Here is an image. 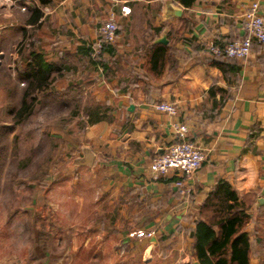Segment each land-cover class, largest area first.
Segmentation results:
<instances>
[{"label":"crops","instance_id":"1","mask_svg":"<svg viewBox=\"0 0 264 264\" xmlns=\"http://www.w3.org/2000/svg\"><path fill=\"white\" fill-rule=\"evenodd\" d=\"M251 1L195 0L184 7L175 0H50L43 6L37 52L62 74L38 93L72 100L83 133L75 157L81 146L96 156L94 138L100 145L96 207L104 227L118 228V243L138 244L129 228L155 229L149 254L162 243L163 255L200 264L191 232L202 201L222 179L245 203L248 264H264V43L253 41L245 58L217 57L209 49L245 34L241 16ZM111 10L116 42L92 59L86 47ZM162 35L167 41L157 42ZM158 101L174 103L177 113L155 109ZM173 118L205 152L187 194L174 186L171 172L154 179L149 170L176 139Z\"/></svg>","mask_w":264,"mask_h":264},{"label":"rangeland","instance_id":"2","mask_svg":"<svg viewBox=\"0 0 264 264\" xmlns=\"http://www.w3.org/2000/svg\"><path fill=\"white\" fill-rule=\"evenodd\" d=\"M30 2L0 0V25H5L0 29V77L7 81L11 76L12 82L10 98L0 83V264H182L163 255L162 243L157 252L145 250L155 229L129 228L128 236L140 240L129 247L117 242L118 228L103 226L95 190L102 171L98 158L104 153L94 138L93 165L72 163L83 143L82 119L72 114V100L36 91L28 116L15 120L6 111L18 105L26 84L17 78L18 50L26 55L41 45L37 25L25 22ZM44 20L48 24L50 16Z\"/></svg>","mask_w":264,"mask_h":264},{"label":"trees","instance_id":"3","mask_svg":"<svg viewBox=\"0 0 264 264\" xmlns=\"http://www.w3.org/2000/svg\"><path fill=\"white\" fill-rule=\"evenodd\" d=\"M28 4V15L25 22L36 26L43 14L42 7L49 4L50 0H31ZM184 7L190 6L195 0H175ZM216 43V42H215ZM226 42L220 44L224 45ZM109 44H106L103 49ZM161 44L155 45L160 49ZM88 52L90 47H86ZM18 50L20 59H17V78L26 84L20 93L18 105L6 108L15 120L28 116L36 101L35 92L49 89L55 76L60 71V66L46 60L37 50H29L26 55ZM227 57L224 54L215 55ZM21 64V67L19 65ZM55 73V75H53ZM5 80L0 77V83L6 86L7 98L11 96V76ZM10 82V83H8ZM73 115L74 112H72ZM4 128L0 126V131ZM201 216L195 223L191 232L193 238V255L200 264H248L249 243L248 236L242 230L248 219L245 203L239 200L236 191L226 180H218L207 193L199 207Z\"/></svg>","mask_w":264,"mask_h":264},{"label":"built area","instance_id":"4","mask_svg":"<svg viewBox=\"0 0 264 264\" xmlns=\"http://www.w3.org/2000/svg\"><path fill=\"white\" fill-rule=\"evenodd\" d=\"M125 9L126 7H122V10ZM241 18L245 34L224 45L211 43L209 49L212 54L245 58L250 52L253 41L264 43V9H261L260 0L251 1ZM118 28L115 12L111 10L97 27L96 37L89 46L90 58L96 59L106 44L112 45L116 42ZM153 107L172 116L177 113V107L172 102L158 101ZM169 126L176 139L149 162V170L154 179L171 172L176 176L173 180L174 186L180 193L187 194L190 191L187 180L192 178L201 166L205 152L198 144L187 138L188 128L184 122L173 118ZM135 232L140 230L131 231L130 234Z\"/></svg>","mask_w":264,"mask_h":264},{"label":"water","instance_id":"5","mask_svg":"<svg viewBox=\"0 0 264 264\" xmlns=\"http://www.w3.org/2000/svg\"><path fill=\"white\" fill-rule=\"evenodd\" d=\"M176 11H179V9H177ZM156 41L161 42V43H165L167 41V39L165 38L164 35H162V36L157 37ZM129 107H131V105H129ZM94 156H95V154L91 150L90 147L81 146V155L77 156L73 159V164L91 165L93 163Z\"/></svg>","mask_w":264,"mask_h":264}]
</instances>
